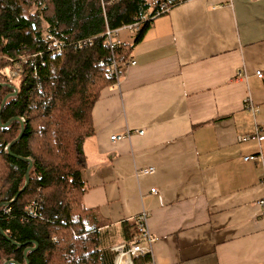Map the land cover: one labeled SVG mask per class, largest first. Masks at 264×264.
<instances>
[{"label": "crops", "instance_id": "crops-1", "mask_svg": "<svg viewBox=\"0 0 264 264\" xmlns=\"http://www.w3.org/2000/svg\"><path fill=\"white\" fill-rule=\"evenodd\" d=\"M170 1L138 43L121 30L135 64L82 145L103 264L142 211L153 264H264V138L239 139L264 135V0Z\"/></svg>", "mask_w": 264, "mask_h": 264}, {"label": "trees", "instance_id": "trees-1", "mask_svg": "<svg viewBox=\"0 0 264 264\" xmlns=\"http://www.w3.org/2000/svg\"><path fill=\"white\" fill-rule=\"evenodd\" d=\"M153 19L147 0H106L104 7L101 0H0V107L14 90L6 85L11 64L6 56L44 49L45 24L67 43L63 54L44 53L33 62L38 78L30 64L25 66L15 83L17 94L6 100L0 115V202H7L0 206V228L26 243L18 246L0 231V264H27V259L29 264H103L101 225L82 202L87 189L82 145L94 132L92 108L103 88L115 82L99 64L110 54L101 34L107 25L118 28L145 20L136 44ZM89 36H97L94 45L75 47L77 40ZM130 49L122 43L117 55L129 57ZM15 117L22 119L24 133L11 151L33 164L29 185L18 198L29 161L9 153L8 146L22 130ZM130 228L125 227L128 239ZM35 242L38 246L25 256L24 249ZM151 262L150 253L133 259L134 264Z\"/></svg>", "mask_w": 264, "mask_h": 264}, {"label": "built area", "instance_id": "built-area-1", "mask_svg": "<svg viewBox=\"0 0 264 264\" xmlns=\"http://www.w3.org/2000/svg\"><path fill=\"white\" fill-rule=\"evenodd\" d=\"M103 7L105 6L106 0H101ZM150 9L153 11V18L168 11L170 9V4L165 0H147ZM152 18V17H151ZM145 20H139L134 23L124 25L118 28H111L107 25L106 30L101 34L104 38L103 44L110 51V54L106 58H102L99 60V64L105 67L108 76L115 79L116 83H120V78L122 74V68L124 66L135 64V60L130 57H125L123 55H117V50L122 45L123 41L120 37V33L122 29H129L132 31H139L144 28ZM97 36H89L83 39H79L75 42L76 48H84L88 46L94 45ZM43 45L44 49L36 51L34 53L21 55L17 57H7L11 61L10 66L8 67V79L7 81L13 87L17 89L15 83L17 79L24 73L25 66L30 64L33 67V62L36 61L38 57H42L44 53H47L48 56H58L65 52L67 49V43L64 40H59L54 34L44 31L43 33ZM33 76L38 78L37 68L33 67ZM259 76H262L261 72H258ZM38 88L42 89V85L39 83ZM249 109L253 110V107L249 104ZM132 132H127L126 134L113 135L112 139H121L124 136H127ZM139 133H143V130H139ZM264 138V135L260 136L258 132L254 134L242 135L239 137L241 141H246L248 139ZM253 157H246V159ZM155 171L154 167L143 168L140 170L142 174H149ZM152 192H157V188H152ZM264 203V200L261 201ZM31 210V209H30ZM32 211V210H31ZM149 214L148 212L142 211L137 216L134 217V227L131 230V240L123 241L121 244L115 246V251L117 252V257L115 264H134L133 259L135 256L143 255L146 253H150L149 248L142 245V241L147 239L148 241H152V236L147 228V220ZM153 264V261L151 262Z\"/></svg>", "mask_w": 264, "mask_h": 264}, {"label": "water", "instance_id": "water-1", "mask_svg": "<svg viewBox=\"0 0 264 264\" xmlns=\"http://www.w3.org/2000/svg\"><path fill=\"white\" fill-rule=\"evenodd\" d=\"M2 84L5 85V83H2ZM6 85L9 86V87H11V88H13V86L10 85V84H6ZM16 94H17V89L14 88L13 92H11V93H9V94H7V95L5 96V98H4L3 101H2L1 107H0V115H1V112H2V109H3L4 105H5L6 100H7L9 97H11V96H15ZM14 119L21 121L22 130L20 131L18 137H17L15 140H13V141L11 142V144L8 146L9 153H10V155H13V156H16V157H18V158H20V159H24V160L29 161V166H28V169H27V171H26V182H25L24 186H23V187L18 191V193L15 195V198H18V196H19V194L21 193V191H24V190L26 189V187L29 185V182H30V174H29V173H30V169H31V167H32L33 164H32L31 159L21 157V156H19V155L13 153V152L11 151V147H12V145L15 144L16 141H18V140L22 137V135H23V133H24V127H23V124H24V123H23L22 119H21L20 117H15ZM9 123H10V122L5 123L4 126H7ZM15 198H14V199H15ZM14 199H13V200H14ZM5 204H7V202H0V206L5 205ZM0 231H1L5 236H8V235L4 232V230H3L2 228H0ZM8 238H9L14 244H16V245H18V246L26 245V243H19V242H16L15 240H13V239H12L11 237H9V236H8ZM35 244H36L35 247L27 246V247L24 249V254H25V256L27 255V252H28L30 249H35V248L38 246V243L35 242ZM6 264H8V262H6ZM27 264H29L28 259H27Z\"/></svg>", "mask_w": 264, "mask_h": 264}, {"label": "rangeland", "instance_id": "rangeland-1", "mask_svg": "<svg viewBox=\"0 0 264 264\" xmlns=\"http://www.w3.org/2000/svg\"><path fill=\"white\" fill-rule=\"evenodd\" d=\"M35 8H36V6L33 5L32 8H31V11H34ZM47 26H48L47 24L44 25V28H45L44 31H47V30H46ZM130 31H131V32H134L133 34H135V35L137 34V31H132V30H130ZM122 32H123V31H122ZM107 75H108V73H107ZM17 83H18V81H17ZM129 240H130V239H129ZM119 244H121V243H119ZM119 244H118V245H119ZM114 252H115V254L117 255V252H116V251H114Z\"/></svg>", "mask_w": 264, "mask_h": 264}]
</instances>
